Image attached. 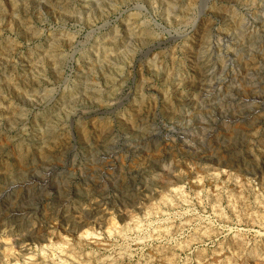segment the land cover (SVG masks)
Here are the masks:
<instances>
[{
  "label": "rangeland",
  "instance_id": "obj_1",
  "mask_svg": "<svg viewBox=\"0 0 264 264\" xmlns=\"http://www.w3.org/2000/svg\"><path fill=\"white\" fill-rule=\"evenodd\" d=\"M0 264H264V0H0Z\"/></svg>",
  "mask_w": 264,
  "mask_h": 264
}]
</instances>
